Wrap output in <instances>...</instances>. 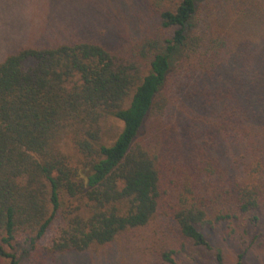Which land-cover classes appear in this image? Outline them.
Listing matches in <instances>:
<instances>
[{
  "label": "trees",
  "instance_id": "trees-1",
  "mask_svg": "<svg viewBox=\"0 0 264 264\" xmlns=\"http://www.w3.org/2000/svg\"><path fill=\"white\" fill-rule=\"evenodd\" d=\"M239 2L181 0L127 49L73 41L0 62V264H20V243L35 247L59 221L52 255L106 248L167 218L178 240L156 248L151 264H179L189 243L212 251L204 232L217 227L230 238L235 223L264 227L261 141L247 142L241 173L228 159L232 141L255 131L253 100L223 80L251 42L234 31ZM184 82L195 84L181 96ZM110 116L122 130L101 144ZM64 133L76 162L56 147Z\"/></svg>",
  "mask_w": 264,
  "mask_h": 264
},
{
  "label": "rangeland",
  "instance_id": "rangeland-1",
  "mask_svg": "<svg viewBox=\"0 0 264 264\" xmlns=\"http://www.w3.org/2000/svg\"><path fill=\"white\" fill-rule=\"evenodd\" d=\"M181 0H0V62L11 53L27 47H50L73 41H85L110 50L127 49L137 39L150 34L159 24V10L175 8ZM237 34H247L251 42L241 43L235 67L224 78L226 87L239 89L244 101L253 100L249 115L255 131L247 141L235 138L228 159L243 163L246 169L251 148L259 141L264 156V0H240L234 14ZM244 32V33H243ZM242 59H240V56ZM194 82H184L180 95ZM199 86V84H197ZM239 97V98H240ZM184 98V97H183ZM247 99V100H246ZM260 101V102H259ZM201 111L196 115L202 118ZM177 111L174 110V115ZM184 117H187L184 114ZM122 123L110 116L103 121V142L111 145L122 130ZM254 139V141H253ZM248 142V144H247ZM255 143V142H254ZM243 144V145H242ZM56 147L76 162L77 152L69 133H64ZM259 150L257 153L261 155ZM261 155V156H262ZM235 163V161L233 162ZM66 200V198H63ZM62 222H56L35 247L22 241L16 248L20 264H151L157 259L156 248L175 240L169 219L162 217L147 228L120 238L115 244L96 251L52 255L47 252L59 235ZM63 225V224H62ZM168 229L172 234L170 237ZM234 234L225 226L205 231L212 251L188 244L177 259L179 264H216V250L223 254L224 264H235L240 253L247 252L245 264H264V227L254 228L242 221L233 224ZM229 231V233H227ZM256 237V238H255ZM178 237L176 236V240Z\"/></svg>",
  "mask_w": 264,
  "mask_h": 264
}]
</instances>
